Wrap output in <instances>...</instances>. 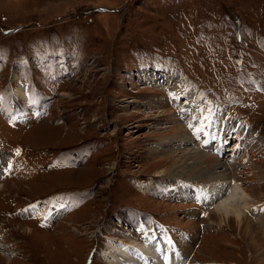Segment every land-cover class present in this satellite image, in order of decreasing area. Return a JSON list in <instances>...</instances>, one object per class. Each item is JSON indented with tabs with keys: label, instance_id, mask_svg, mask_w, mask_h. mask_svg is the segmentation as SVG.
I'll return each mask as SVG.
<instances>
[{
	"label": "rangeland",
	"instance_id": "1",
	"mask_svg": "<svg viewBox=\"0 0 264 264\" xmlns=\"http://www.w3.org/2000/svg\"><path fill=\"white\" fill-rule=\"evenodd\" d=\"M188 98L264 137V0H0V264H109L142 223L187 262L264 264V211L253 237L221 226L203 181L171 175L176 145L155 150L175 116L217 158Z\"/></svg>",
	"mask_w": 264,
	"mask_h": 264
},
{
	"label": "bare ground",
	"instance_id": "2",
	"mask_svg": "<svg viewBox=\"0 0 264 264\" xmlns=\"http://www.w3.org/2000/svg\"><path fill=\"white\" fill-rule=\"evenodd\" d=\"M154 74L157 73L155 72L153 75ZM180 87V85L177 86L173 91L176 95L174 96V102L179 101V94H181L179 91ZM203 101L201 99L200 102L197 103L194 99L190 100L188 98L184 105L189 106L191 102H194V107L197 110V117H200L197 118L196 123L201 124L196 125H198V128H202L203 126L206 127V129H203V132L205 133V136H207V140H210L211 142L212 138L217 139L214 140L216 143L213 144L215 150V153L213 154L216 155L218 159L214 158L212 154L203 150V145L201 147L199 145L198 147H194L193 145L191 146L190 139L187 138L189 132L183 127V125H179L180 119L176 118L174 113L172 120L176 119L177 123H168L167 126H164V128L173 133V135L161 136L158 142H156L155 150L158 148V146L161 147L166 144H169L170 148L173 146V144L174 146L176 145L177 148L172 147L171 149V155L174 158V164L169 168L171 175L182 180H185L186 178L199 179V181L202 180L204 185L203 188L200 189V193L202 195L203 201L210 206L211 213L216 214V216L218 215L219 220L216 221V223H219L221 226H227L229 225L228 223H231L234 219L237 221V226L242 233L245 232L252 235L253 237L254 234H257V232L253 228L255 227V225H253L254 223L249 220L247 215L250 211H253L254 208H258L259 211H264V194L260 189L262 188L261 185L264 184V169L261 166V163L264 162V137L253 133L245 124H243V122L234 121L230 117H227V119L220 111V108L213 110L215 107H212L204 99ZM183 107H180L183 109L181 113L188 115L185 114V110L187 108ZM209 111L211 114H220L221 116V119L219 118L220 120L216 121V123L220 122L222 127H213L215 131H213L209 125V123H211L210 121L214 118L207 119L205 115ZM216 119L217 117H215V120ZM225 126L228 134L224 132ZM231 135H233V137ZM223 136L225 139H227L226 141L223 139ZM220 137L222 139H220ZM230 138H233L234 145L229 149V151L231 150L230 152L233 153L235 158H231V154L228 153L227 155L229 156H227V158L221 159L224 145L231 142ZM181 142L184 143L183 147L180 144ZM243 143H246V146L243 145V147L246 148L248 154L250 153L249 162H247L248 160L244 161V158H236L239 147H241ZM229 160L233 163L232 165H229ZM244 165L248 166L247 168H249V171H245V168H243L241 171H238V169L240 167L242 168ZM156 172H158L157 176L161 175V172ZM251 173H253V180L250 181L254 183L246 186L247 184L243 181V179L246 177L244 174L248 175ZM209 219L213 222L212 218ZM262 219H264V212ZM261 228L264 231V221H262ZM160 235L161 234L156 230V234L149 236L146 235V240L142 242L136 239H132V241L129 242L125 240L117 241L116 239H113L116 242L109 244L112 250L110 251L111 258H109L110 261H108V263L137 264L140 263L141 259L144 264H197L193 262H187L184 254L178 249L175 250L173 248V242L169 236L164 238L169 242L168 243L164 239H160ZM253 241L257 243L255 239H253ZM260 244H263V242ZM262 253L264 257V249ZM8 255L10 256L8 257V260L13 262L11 253H8ZM149 256H152L153 258L151 259ZM199 264L217 263L212 261L201 262Z\"/></svg>",
	"mask_w": 264,
	"mask_h": 264
}]
</instances>
